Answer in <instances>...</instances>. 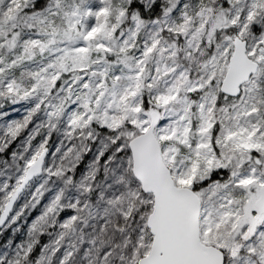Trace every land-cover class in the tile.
Returning a JSON list of instances; mask_svg holds the SVG:
<instances>
[{"label": "snow or ice", "instance_id": "6c2138e0", "mask_svg": "<svg viewBox=\"0 0 264 264\" xmlns=\"http://www.w3.org/2000/svg\"><path fill=\"white\" fill-rule=\"evenodd\" d=\"M0 264H264V0H0Z\"/></svg>", "mask_w": 264, "mask_h": 264}]
</instances>
